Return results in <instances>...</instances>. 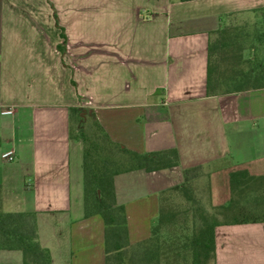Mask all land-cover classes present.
<instances>
[{
  "label": "crops",
  "instance_id": "1",
  "mask_svg": "<svg viewBox=\"0 0 264 264\" xmlns=\"http://www.w3.org/2000/svg\"><path fill=\"white\" fill-rule=\"evenodd\" d=\"M263 8L264 0H0V154L14 153L0 156V209L34 213L51 264L105 257L102 219L83 216L70 107L91 109L129 151L177 152V166L113 176L128 244L150 237L184 169L200 167L193 180L210 183L218 171L264 159V87L205 89L208 42L222 26L237 34L242 58L255 53L264 66V44L252 38ZM214 252V264H264V223L215 226ZM0 264H22L21 251L0 249Z\"/></svg>",
  "mask_w": 264,
  "mask_h": 264
},
{
  "label": "trees",
  "instance_id": "2",
  "mask_svg": "<svg viewBox=\"0 0 264 264\" xmlns=\"http://www.w3.org/2000/svg\"><path fill=\"white\" fill-rule=\"evenodd\" d=\"M261 12L263 16L259 22L254 23L258 24L252 34L255 43H264V8ZM54 17L56 18L55 15ZM55 25L59 27L56 19ZM211 35L207 47V95L264 87V66L253 70H243L239 67L241 62L245 63L249 58H242L245 47L240 44L233 29L222 26ZM60 37L64 43L65 37L61 27ZM249 48L250 45L247 49ZM57 49L62 53L64 46L58 44ZM251 55V61L247 63L255 65L257 57L254 53ZM243 81L248 84L240 88L238 84ZM87 115L93 118L95 131L88 133L82 128L73 129L72 119L75 118L76 122L82 125ZM69 119V137L80 140L82 144L83 216L98 215L102 219L104 264H160L162 255L167 254L160 247V226L165 219L170 222L173 215L171 208L168 207L166 214L161 208L156 222L151 225L148 239L128 244L125 212L123 206L115 202L113 176L134 168L157 170L177 166L176 150L171 148L144 154L129 151L111 141L88 107H70ZM123 155L128 157L126 162L120 159ZM200 174V167L184 169L185 183L169 192L184 190L186 185ZM222 177L219 178L220 186L217 189L222 199L217 215H221L223 219H218L216 214H209L197 205L192 207L190 235L186 243L189 249V264H214L215 226L264 222V173L251 172L247 166L237 164L226 169ZM248 202L253 206L251 210L250 207L247 208ZM258 204L260 206L256 207ZM0 249L20 250L22 264H51L48 250L41 247L37 241L33 212H3L0 209Z\"/></svg>",
  "mask_w": 264,
  "mask_h": 264
},
{
  "label": "rangeland",
  "instance_id": "3",
  "mask_svg": "<svg viewBox=\"0 0 264 264\" xmlns=\"http://www.w3.org/2000/svg\"><path fill=\"white\" fill-rule=\"evenodd\" d=\"M53 19L55 20L56 18L53 16ZM245 44L247 45L248 42H245ZM251 56V54H248L247 56H243V58H249V60H246L248 62L251 61ZM258 60L259 58L255 60V65L247 62H241L239 67H241L243 70H253L259 67ZM247 84L248 83L243 81L239 83L238 86L243 88L247 86ZM92 119L93 118L90 115H87L84 122H82V125H80L76 122L75 118H73L71 121V126L73 129L82 128L84 131L91 133L92 131H95ZM127 158L128 157L123 155L120 159L126 162L128 160ZM251 167L256 168L254 169ZM248 168L251 170V172L264 173V159H260L256 163L250 164ZM223 175H225L224 170H221L220 172L218 171V174L212 178L210 183L208 182L207 178L198 177L197 180H193L188 183L184 190L176 191L173 194L172 199L168 201V207L171 208L170 211L173 215L170 218L169 226L163 228L164 231L159 235V240L163 238L162 242H160L161 250L164 251V253H167L165 256L162 255L160 258V264H189L190 256L188 252V244L186 243L190 235L191 210L194 205L202 207L209 214H216V217H218L220 220L223 219L221 215H217L220 210L218 205L222 200L217 189L220 186V184H218L219 178ZM257 206L259 207L260 204L256 205V207ZM249 207L250 210L253 208L250 203L247 205L248 209ZM170 249H172V251Z\"/></svg>",
  "mask_w": 264,
  "mask_h": 264
},
{
  "label": "built area",
  "instance_id": "4",
  "mask_svg": "<svg viewBox=\"0 0 264 264\" xmlns=\"http://www.w3.org/2000/svg\"><path fill=\"white\" fill-rule=\"evenodd\" d=\"M2 113H10V110L1 111ZM1 158L6 161H12L14 158V153L12 150H6L0 154Z\"/></svg>",
  "mask_w": 264,
  "mask_h": 264
}]
</instances>
